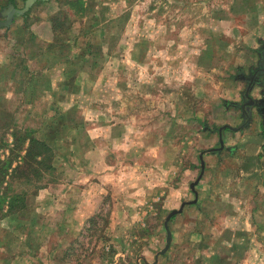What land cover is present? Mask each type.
Returning a JSON list of instances; mask_svg holds the SVG:
<instances>
[{
    "label": "rangeland",
    "instance_id": "obj_1",
    "mask_svg": "<svg viewBox=\"0 0 264 264\" xmlns=\"http://www.w3.org/2000/svg\"><path fill=\"white\" fill-rule=\"evenodd\" d=\"M23 1L8 4L21 8ZM75 1L87 3L95 21L70 19L81 36L68 42L71 52L63 48L71 63L57 56L30 63L41 88H14L8 96L14 119L0 128V141L11 142V129L26 131L54 153L45 185L0 184L5 193L37 194L29 202L35 212L59 211L55 221L49 215L51 235L43 232L52 244L48 254L17 264H209L211 251L227 250L209 247L212 237L218 242L226 235V212L217 206L213 214V200L235 212L237 196L250 194L251 184L236 182L237 153L224 141L222 150L201 155L197 201L189 184L200 172V150L218 147L219 123H240L229 120L233 110L226 112L240 99L238 71L255 66L252 47L264 36V0ZM82 49L84 55L72 60ZM44 75L48 88L40 86ZM243 132L225 134L229 141ZM6 154L0 148V158ZM223 191L233 198L231 207ZM67 194L75 203L65 211L61 198ZM181 203L166 222L165 247L164 219ZM20 213L9 215L22 221ZM29 229L20 223L28 242L42 236Z\"/></svg>",
    "mask_w": 264,
    "mask_h": 264
},
{
    "label": "crops",
    "instance_id": "obj_2",
    "mask_svg": "<svg viewBox=\"0 0 264 264\" xmlns=\"http://www.w3.org/2000/svg\"><path fill=\"white\" fill-rule=\"evenodd\" d=\"M5 1L3 0L0 4L3 5L6 3ZM39 3L41 5H38ZM7 5L8 3L3 6L6 7ZM12 5L16 7V5ZM3 6L2 8H4ZM89 10L88 4L83 1L78 3L75 0H36L23 13V15L25 14L24 17L22 15L16 16L7 26L0 28V128L10 124L14 119V110L9 107L10 99L8 97L15 94L14 88H18L17 91L21 87L30 88L31 86L32 91L35 88H41L37 87L35 77L37 72L32 70L30 63H36V59H45L52 56L62 57L63 63H71L70 58H66L69 55L63 53V48H66L67 52H71L68 42L74 39L75 42H78L81 36L77 35V30L70 19L78 17L81 21H84V24L95 21V13H92L93 16H89ZM143 16L146 18V13L142 15L141 25L144 23ZM147 21L148 18L145 23ZM60 24L62 27L61 31L59 29ZM256 41L257 45L252 47L256 60L255 66L258 61L257 52L259 47L264 44V36L257 35ZM37 42L40 44L35 49V43ZM82 51L83 49L80 52L73 53L72 57L74 58L72 60L84 55ZM43 61L46 62V59ZM247 64V69L254 67L251 63ZM240 66L243 65L239 63L238 67ZM40 68L42 70V67ZM46 68L47 65H44V73L48 72ZM238 72L237 82L240 84L243 82L241 87L237 83L240 99L236 102H229L231 109H227L226 113L228 114L229 110H233L227 115L230 116L229 120L238 122L240 119V123L236 126L228 125L225 122L219 123L220 125L216 127L218 147H210L207 150L202 149L199 154L222 150L225 148L223 147V141L225 144H229L226 145L229 146L226 148L237 153L236 168L239 169L240 175L236 178V182L246 187L251 184V188H248L251 193L248 195L243 193L241 198L237 196L235 212L227 211L224 207H221L220 199L219 201L215 199L212 204L210 203V210L213 214H217L215 210L213 211L217 206L219 210H225L223 212H226L227 223L223 225L226 235L220 234L218 242H215L217 237H212L209 247L215 248L220 245L227 250L220 251L218 254L211 251L209 259H207L210 261L209 264H264V207H261V205L264 206V144L260 131V124L264 123V105L260 108L257 105L262 99V88L258 84H250L251 88L247 96L244 95V89L249 84L244 79L247 73L244 71ZM24 73L27 76L23 77ZM43 78L45 79L40 86L48 88L49 79H47L46 75ZM222 80L224 81V79L219 78L218 81L222 83ZM225 89L226 84L223 91ZM17 91L16 94L18 93ZM226 93H228L227 96L233 95L232 90H226ZM250 101H252L251 105L249 104ZM223 103L225 102L223 101ZM247 116H249L248 120ZM250 124L251 129L248 127ZM220 127H222L220 130L221 144L218 136ZM244 127L247 129H244ZM240 129L247 130V133L244 134L243 132L241 135H233L228 141L225 133L233 131L236 134ZM259 152L263 153V157H259ZM261 158H263V162H260ZM202 171L203 167L195 184L200 181ZM249 173H251V176H249ZM229 182L228 184L232 183ZM227 188L225 190L230 189L228 186ZM36 196L37 194L31 196L27 194L25 196L24 206L18 211H21L22 221H14V215H9L10 213L0 217V230L5 233V238H0V264H17L20 258L23 257L30 258L31 261H37L36 259L39 260L40 256L44 254L46 256L52 248L51 242L43 237V232L51 233L52 225L49 222V215H52L51 220L55 221L56 214H59V211L37 208L35 212L33 208H30L29 202ZM193 196L194 200L197 201V192L195 190L193 191ZM222 197L227 198V204L229 203L231 207L233 198L231 200L228 198V191L227 193L223 191ZM61 200L66 202L65 211L72 210L73 203H75L74 195L67 194ZM20 223L30 227L32 231H36L37 228V233H41L42 236L40 235L38 240L33 239L28 242V239L22 236L25 234H21V231H19ZM240 249L241 251L239 252ZM237 251L239 254H236ZM49 256L51 257V255ZM51 259H53L50 261L51 263L56 261L54 257H51Z\"/></svg>",
    "mask_w": 264,
    "mask_h": 264
},
{
    "label": "trees",
    "instance_id": "obj_3",
    "mask_svg": "<svg viewBox=\"0 0 264 264\" xmlns=\"http://www.w3.org/2000/svg\"><path fill=\"white\" fill-rule=\"evenodd\" d=\"M8 1L6 0L5 5ZM21 15L25 16V14ZM11 131L9 133L11 136L10 143L0 141V148L7 150L4 158H0V184L7 185L18 181L20 184L31 185L37 183L42 186L45 185V180L53 170V149L43 139L32 136L26 131L14 129H11ZM260 131L264 144L263 122L260 124ZM26 194L24 189L11 193L0 191L1 212L6 215L21 210L24 206Z\"/></svg>",
    "mask_w": 264,
    "mask_h": 264
},
{
    "label": "water",
    "instance_id": "obj_4",
    "mask_svg": "<svg viewBox=\"0 0 264 264\" xmlns=\"http://www.w3.org/2000/svg\"><path fill=\"white\" fill-rule=\"evenodd\" d=\"M36 0H24L23 1V6L21 8H16L14 7L12 4H9L7 7H4L2 8L1 10V13H0V16L3 18L0 20V28L1 27H5L7 26L14 17L16 16H19L21 14H23L28 8L29 6ZM251 88V85L250 83L247 84V86L245 87L244 89V95L247 96V93L248 91L250 90ZM249 104L251 105L252 104V101L249 102ZM249 119V116H247V120ZM222 127H220L218 129V136H219V142L221 144V137H220V130H221ZM199 159H200V171L202 170V167H203V162L201 160V153L198 155ZM200 176V173L197 175L196 179L194 181H192L190 184H189V187L190 189L193 191V185L196 183L197 179L199 178ZM194 200L190 201V202H193ZM183 206V203H181L180 207L175 210H171L165 217L164 219V222H163V226L165 227L166 229V239H165V247L168 245L169 243V232L167 231V228H166V222L167 220L169 219V217L177 212H179L181 210V207ZM163 251V250H162Z\"/></svg>",
    "mask_w": 264,
    "mask_h": 264
},
{
    "label": "flooded vegetation",
    "instance_id": "obj_5",
    "mask_svg": "<svg viewBox=\"0 0 264 264\" xmlns=\"http://www.w3.org/2000/svg\"><path fill=\"white\" fill-rule=\"evenodd\" d=\"M257 54V65L248 69L244 79L246 83L258 84L262 88V99L257 104L258 108H260L262 105H264V44L260 45Z\"/></svg>",
    "mask_w": 264,
    "mask_h": 264
}]
</instances>
